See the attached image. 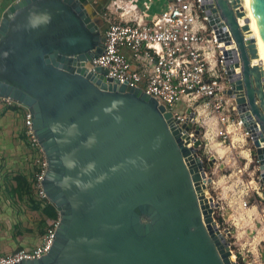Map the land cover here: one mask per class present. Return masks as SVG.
Instances as JSON below:
<instances>
[{
    "label": "water",
    "instance_id": "1",
    "mask_svg": "<svg viewBox=\"0 0 264 264\" xmlns=\"http://www.w3.org/2000/svg\"><path fill=\"white\" fill-rule=\"evenodd\" d=\"M84 1L17 0L0 20V96L32 114L48 163L43 187L59 212L51 250L14 264H238L214 221L197 147L172 112L87 67L105 37ZM216 1L243 69L227 93L257 119L259 145L264 67L256 39L238 21L246 16L241 0ZM251 5L264 40V0Z\"/></svg>",
    "mask_w": 264,
    "mask_h": 264
},
{
    "label": "built area",
    "instance_id": "2",
    "mask_svg": "<svg viewBox=\"0 0 264 264\" xmlns=\"http://www.w3.org/2000/svg\"><path fill=\"white\" fill-rule=\"evenodd\" d=\"M97 2L99 0H89ZM113 0L103 13L105 37L103 52L87 63L90 70L102 68L108 80L139 87L156 98L172 112L179 127L190 140L188 146L199 140L197 108L206 106L214 113L204 124L211 127L223 142L241 133L251 140L249 160L255 161L264 181V147L255 125L260 124L248 112H241L236 98L227 93L234 89L232 81L242 79V63L237 42L216 0H163L160 12L151 11L153 0ZM143 2V8L140 5ZM118 10H121L119 12ZM241 19L238 18L240 25ZM246 35V34H245ZM245 40H247L245 38ZM182 102L183 109L176 105ZM17 104L10 97L0 96V106ZM204 110V109H203ZM28 142L38 155L36 191L42 200L48 199L43 187L47 159L33 128L32 114L24 118ZM188 139L185 138L184 141ZM247 157H245L246 159ZM203 162V161H202ZM204 191L213 208V218L219 202L208 192L205 171ZM214 221L221 231L215 218ZM58 221L48 227L40 242L32 248H19L0 256V264H14L25 259L41 258L52 248ZM222 233V231H221ZM223 234V233H222ZM224 235V234H223ZM231 249V245L229 243ZM232 256L233 254L231 249Z\"/></svg>",
    "mask_w": 264,
    "mask_h": 264
},
{
    "label": "rangeland",
    "instance_id": "3",
    "mask_svg": "<svg viewBox=\"0 0 264 264\" xmlns=\"http://www.w3.org/2000/svg\"><path fill=\"white\" fill-rule=\"evenodd\" d=\"M112 1H84L91 6L92 16L102 23V32L106 26L101 11H105ZM160 10L159 3L153 12H160ZM118 11L121 12V10ZM176 108L183 109L184 104L179 102ZM198 110L200 111L197 112ZM196 112L198 121L194 124V128L200 130L197 138L202 141L198 153L210 179L207 189L209 194L219 202L214 218L231 245L233 254L236 256L233 257L235 262L264 264V181L259 165L249 160V158H255L253 154L252 157L249 155L252 142L241 133L234 134L233 140L228 139L226 143L223 142V139L217 137L211 127L204 124L206 119L214 115L210 108L201 106L196 109ZM34 156V163L37 166L38 155L34 154ZM3 198L7 200L2 206L3 216L6 219L1 226V233L4 237L6 236L5 241L11 243L17 240L20 233L28 243L40 241L41 215L17 196L9 195L8 198ZM13 211L16 213V228L13 226Z\"/></svg>",
    "mask_w": 264,
    "mask_h": 264
},
{
    "label": "crops",
    "instance_id": "4",
    "mask_svg": "<svg viewBox=\"0 0 264 264\" xmlns=\"http://www.w3.org/2000/svg\"><path fill=\"white\" fill-rule=\"evenodd\" d=\"M15 1L17 0H0V20L4 10ZM145 2L147 1L145 0ZM152 2L151 11L157 7V4L160 3L161 6L163 0H153ZM140 7L143 8V2ZM26 112L27 109L18 103L12 106H0V256L19 248L34 247L40 242L28 243L26 242L27 239H23V235L20 233L17 240L9 243L5 241L6 236L4 237L1 233V226L6 219L3 216L4 209L2 206L7 202L3 197L8 198L11 195L10 189L15 184L14 175L24 173L31 177L36 168L38 170V165L36 166L34 163L36 151L31 147L25 133L24 118ZM15 214L14 212V228L17 227Z\"/></svg>",
    "mask_w": 264,
    "mask_h": 264
},
{
    "label": "trees",
    "instance_id": "5",
    "mask_svg": "<svg viewBox=\"0 0 264 264\" xmlns=\"http://www.w3.org/2000/svg\"><path fill=\"white\" fill-rule=\"evenodd\" d=\"M39 169V168H38ZM37 168L31 177L24 173H17L13 179L15 184L12 185L10 192L12 196H17L29 204V207L39 213L42 217L40 229L42 235L46 232L48 227L53 226L59 220V212L56 207L48 199H40L35 190Z\"/></svg>",
    "mask_w": 264,
    "mask_h": 264
},
{
    "label": "bare ground",
    "instance_id": "6",
    "mask_svg": "<svg viewBox=\"0 0 264 264\" xmlns=\"http://www.w3.org/2000/svg\"><path fill=\"white\" fill-rule=\"evenodd\" d=\"M241 1L243 3V7L246 12L245 18L241 19V23H244L247 21V23L249 24L252 34L254 35L256 39V44L258 48L257 63L260 66L264 67V40L261 35V31L258 27V23H257L256 17H255V14H254V11L251 5V0H241ZM191 147H195V146H191Z\"/></svg>",
    "mask_w": 264,
    "mask_h": 264
}]
</instances>
